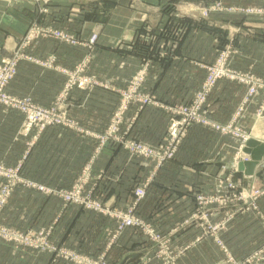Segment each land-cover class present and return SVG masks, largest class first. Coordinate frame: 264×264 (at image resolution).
<instances>
[{
    "label": "crops",
    "instance_id": "0c3cea01",
    "mask_svg": "<svg viewBox=\"0 0 264 264\" xmlns=\"http://www.w3.org/2000/svg\"><path fill=\"white\" fill-rule=\"evenodd\" d=\"M203 1L206 0H52V14L48 17L53 16L57 24L85 37L92 32L98 34L86 64V72L96 83L90 90L73 88L64 101L67 114L75 123L72 127L58 125L41 132H26L22 114L0 105V161L9 166L22 161L24 178L53 191L17 186L1 213V224L20 231L51 229L50 241L55 245L90 256L105 252L108 264H122L127 256L135 254L142 255L137 264H160L153 256L151 243L138 230L127 228L109 247L115 220L74 204L63 206L55 192L70 189L87 172L84 191L92 189L94 196L117 209H126L132 203L133 188L138 182H148L136 214L167 234L172 248L184 249L175 264H221L226 256L242 260L262 245L264 196L257 200L254 209L240 201L208 206L207 225L221 224L214 236L206 234L205 223L197 219L196 195L213 193L217 179L231 174L242 187L264 184V159L255 167L254 175L246 176L235 166L233 169L236 139L192 126L175 156L156 172L148 160L130 157L118 144L97 147L96 136L104 132L118 104L117 89L125 85L144 56L151 66L143 92L157 105L139 109L132 104L125 114L124 126L130 125L129 137L149 144L158 143L164 136L169 115L163 105L189 101L205 78L202 66L214 61L218 47L229 44L236 51L235 68L264 78L262 16L219 12L210 16L212 24L206 25L188 17L173 18L186 27L178 43L161 41L160 48L159 43L153 46L134 41L148 27L155 31L163 28L178 5ZM224 1L243 7L264 4V0ZM15 2L11 0V8L0 15V58L10 54L16 38L38 15L33 6ZM76 7L84 9L76 14L72 10ZM236 27L242 32L232 37ZM28 51L42 58L53 54L56 68L22 61L8 90L30 95L43 106L51 105L63 86L66 75L60 68L71 69L87 53L82 46L60 45L50 39L36 42ZM244 94L240 83L219 80L208 97L210 116L218 122L231 120ZM252 117L244 121L246 128L251 127L252 139L263 142L264 117L256 122ZM244 156L241 153L240 157ZM258 173L260 176H256ZM217 239L227 253L216 244ZM0 264L71 263L54 261L53 254L1 243Z\"/></svg>",
    "mask_w": 264,
    "mask_h": 264
},
{
    "label": "built area",
    "instance_id": "2783aa9c",
    "mask_svg": "<svg viewBox=\"0 0 264 264\" xmlns=\"http://www.w3.org/2000/svg\"><path fill=\"white\" fill-rule=\"evenodd\" d=\"M247 12L258 15V13L261 11L249 10ZM42 13H47V10L45 9V12ZM36 22L35 24H31L26 33L20 38L21 45L17 48L14 55L7 56L0 60V104L9 109L17 110L23 115L24 128L26 132H29L32 129H36L37 132H41L45 128L51 126L73 125V122L68 117L66 111L62 110L59 105H53L50 107L41 106L34 103L32 97L29 95L19 97L11 95L6 91L7 84L10 83L17 74L18 65L21 62V59L27 58L26 56L28 54L23 51V49L27 44L30 43L32 39L37 38L40 35H45L54 38L55 40L63 41L66 43H63L64 45L75 46L79 44L78 40L73 35L64 34L59 30L53 29L52 27L41 26L39 22ZM97 38L98 34L93 32L85 44L86 48L92 51L97 42ZM53 57L54 56L51 55L50 62L54 61L55 57ZM28 58L32 59L29 56ZM50 64L51 63H49L48 66H50ZM63 72L68 76V80L61 95L62 99L68 96L70 90L74 86L78 87L79 89H86L87 86H90L92 83L88 77L84 76L83 69L81 67L77 68L75 72H68L66 70ZM206 75V83L197 91L191 102L188 104L170 106L169 109L167 108L168 112L172 113L174 117L171 119L167 132L156 144H149L142 140L129 137L128 135L130 127H128L124 132H121V127L124 124L125 114L130 107V102H138L139 109L148 104L157 105L149 96L137 93L136 90H132L128 94H125L124 101L122 102L121 106L113 113L105 132L96 136L98 149L106 144H118L128 153L130 157L143 158L148 160L150 163L153 162V171L156 172V170H159L167 161L171 160L175 156L179 145L185 137L186 132L195 125L209 129L211 128V130H215L220 134L232 136L238 140L240 139L242 142L240 145L241 149V147L245 144L246 139L245 133L241 130L238 122L244 117L245 109L251 102V99L264 91V81L251 75L240 74L229 69L224 58H220L215 65L209 67ZM223 78L231 81H237L240 84L242 83L247 86L244 101L240 106H238L233 118L225 124L214 120L210 116L207 109L209 94L214 88L216 82ZM263 110L264 102L259 107V110L256 111L255 115L260 116ZM21 167L22 164L19 163L13 168H5V166L0 163V178L3 180L2 183H4L0 186V215L2 213L3 207L9 199L10 194L12 193L13 188L21 183L27 184L21 178ZM86 179V176L82 177L79 186H76L69 192H62L60 195L67 204H75L85 210L101 213L116 221L114 232L108 243L109 247L117 242L118 238L127 228H134L136 230H140L143 234L148 235L153 240H155L156 244L160 245V249L155 254L156 258H161L164 262L163 264H175V258L178 255H173L169 251L168 240L164 241V237L160 232L156 231L153 226L148 225L145 220L136 214L137 205L144 199L146 195L148 182H138L136 184L132 192L133 201L131 207L126 211H121L105 205L100 198L93 199V194L91 193L92 190H90V194L83 193V186L86 182ZM30 185H34V187L36 186L37 189L45 191V188L41 185ZM226 186L237 191L241 198L250 199L249 206L253 209L256 208L257 200L262 195H264V190L255 189L253 192L248 191L246 188H242L230 180L226 182ZM219 187H222V183L219 185ZM229 199V197L225 196L215 198L212 196L206 197L202 193L197 194L196 201L198 211L199 209L202 210L199 212L197 211V219L198 217L203 218L207 223V213L203 212V210H206L210 204L227 203L231 201ZM207 228L208 231L206 234L214 236L215 231L219 229V225L211 224L207 225ZM217 242L220 246L223 245L218 239ZM1 243L28 246L39 252H47L53 254L54 256L56 254L60 258L66 259L76 264H108L105 252L101 253L97 258H91L54 245L50 241V232L48 231H40L37 233L34 232V236L28 237L18 232L9 231L6 226L0 223V244ZM223 252L227 253L225 248H223ZM252 262L264 264V243L249 258L235 261L232 260L231 257H227L225 263L222 264H252Z\"/></svg>",
    "mask_w": 264,
    "mask_h": 264
},
{
    "label": "rangeland",
    "instance_id": "374dc122",
    "mask_svg": "<svg viewBox=\"0 0 264 264\" xmlns=\"http://www.w3.org/2000/svg\"><path fill=\"white\" fill-rule=\"evenodd\" d=\"M13 1V0H12ZM16 2L15 3H18V4H28V5H31V6H33V9L34 10H37V13H38V15L37 16H34L33 17V19H31L29 22H28V24L26 25V28H25V30H24V32L19 36V37H17L16 38V40H15V43H14V46H13V48H12V50L10 51V54L9 55H7V56H13L14 55V53L16 52V50H17V48L21 45V40H20V38L26 33V31H27V29L29 28V26L31 25V24H35V22L37 21V22H39L40 23V25L41 26H46V27H52L53 29H56V30H59V31H61V32H63L64 34H68V35H73L77 40H78V42H79V44H77V45H75V46H82V47H84V48H86V46H85V44H86V42H87V40L89 39V37L91 36V34L93 33H91L89 36H87V37H85V36H81V34H79V33H77V32H74V31H72V30H69V29H67V28H64V27H62V26H60L59 24H57L56 22V20L54 19V17L53 16H51V17H48L49 15H51L52 14V11H51V9H50V4H51V2H52V0H15ZM13 6H15V5H13ZM18 6V5H17ZM11 8V0H0V15H2V14H4L5 12H7L8 11V9H10ZM231 8V9H230ZM45 9L47 10V13H42V12H45ZM84 8H82L81 10H83ZM73 11H75V13L76 14H79V12H81V10H80V7H76L75 9L73 8L72 9ZM249 10H257V11H261L260 13H258V15L257 16H262V18H264V4H261V5H259V4H257V5H250V6H232V5H229L228 3H226L224 0H209V1H203V2H199V3H196L195 5H193V4H190V3H187V2H184V3H182V4H180V5H178L177 7H176V10H175V15H173V16H171V17H169L168 18V20H167V22L165 23V25L163 26V28H161V29H159V30H153L152 28H150V27H148L147 29H146V32H144V33H142V34H137V38H133L134 39V41H136V39H137V42H139L141 45H142V43H145V44H150V45H157L158 43H159V45H160V48H161V46H162V42H164V43H172L173 45L174 44H176V43H178L180 40H182V38L184 37V33H185V30H186V27H185V24H183L182 22L181 23H176V21L174 20L175 18H179V19H184V17H188V18H191V19H193V20H195L196 22H198L200 25H206V23L207 24H212L210 21L211 20H209V17L210 16H212V15H218L219 14V12H230V13H238V14H240V15H247V16H254V14H251V13H249V12H247V11H249ZM245 11V12H244ZM39 16V17H38ZM174 18V19H173ZM237 18H239V17H237ZM36 22V23H37ZM167 26V27H166ZM169 28V29H168ZM242 32V29L241 28H239V27H236L233 31H232V34H231V36L232 37H234V35L237 33V34H239V33H241ZM1 32H0V36H1ZM47 39H50V40H54L56 43H58V44H60V45H64V44H66V43H64L63 41H59V40H55L54 38H51V37H49V36H43V35H40L39 37H37V38H34V39H32L31 41H30V43L29 44H27L25 47H24V49H23V51H25L28 55L26 56L27 58H23V59H21V62L22 61H28V62H31V63H34V64H38V65H40V66H42L43 68H56V66H54V61H55V59H54V61L53 62H50L51 61V55L52 56H54L53 54H51V55H46V56H44L43 58L41 57V56H37V55H34V54H30L29 53V51H28V49L33 45V44H35L36 42H38V41H40V40H47ZM98 39V38H97ZM162 41V42H161ZM161 42V43H160ZM64 43V44H63ZM97 43V42H96ZM173 45H171V46H173ZM153 46H152V48H153ZM86 50H87V53H85V55L82 57V59L81 60H79L71 69H66V71H68V72H75L76 71V69L77 68H82L83 69V74H84V76H86V77H88L90 80H91V85L90 86H87V88L86 89H79L78 87H76V86H74L73 88H76V89H79V90H90L94 85H95V81L93 80V78H92V76L91 75H89L87 72H86V64L89 62V60H90V58H91V55H92V51H93V49H92V51L91 50H89L88 48H86ZM164 50V49H163ZM165 51V50H164ZM235 54H236V51H235V49H233L229 44H226V45H224L223 47H218L217 48V50H216V56H215V59H214V61L212 62V63H208V64H205V65H203L202 67L205 69V71H206V74H207V71H208V68L209 67H211V66H213V65H215L216 63H217V61L220 59V58H224L225 60H226V63L228 64V68L229 69H231V70H233V71H235V72H238V73H240V74H244V75H251V76H253V77H255V78H259V79H261V80H263L264 81V78H262V77H260V76H257V75H255L253 72H251V71H249V70H242V69H238V68H235L234 66H233V59H234V57H235ZM7 56H2L1 58H0V60L2 59V58H5V57H7ZM28 56L29 57H31L32 59H29L28 58ZM55 57V56H54ZM53 57V58H54ZM146 56H144L143 58H142V61L140 62V64L137 66V68L135 69V71H134V73L131 75V77L127 80V82L125 83V85L124 86H122L120 89H117V91H118V94H119V101H118V104H117V106L114 108V110H113V112H112V114H111V116H110V119L112 118V115H113V113L115 112V110L117 109V108H119L120 106H121V104H122V102L124 101V96H125V94H128L129 92H131L132 90H136L137 91V93H140V94H142V95H147V96H149L147 93H144L143 92V86H144V83H145V80H146V76H147V73L149 72V70H150V61H148V59H146L145 58ZM49 63H51L50 64V66H48V64ZM45 64V65H44ZM60 70H61V72H63L64 71V69L63 68H60ZM64 73V72H63ZM65 74V73H64ZM66 75V74H65ZM206 76L207 75H205V78H206ZM205 78H204V80L203 81H201L200 82V84H199V87L197 88V89H195V91L193 92V94H192V96H191V98L189 99V101L188 102H186V103H181V104H188L189 102H191L192 101V99H193V97L196 95V93H197V91L201 88V86H203L205 83H206V81H205ZM224 79V78H223ZM226 79V78H225ZM67 80H68V76L66 75V79H65V81H64V83H63V86H62V88H61V90H60V92H59V94L57 95V97L55 98V100L52 102V104L51 105H49V106H45V107H50V106H53V105H59L60 107H61V109L62 110H65L66 111V113H67V110L65 109V103H64V101L66 100V97H68V96H66L64 99H62V92H63V89H64V87H65V84L67 83ZM219 80H221V79H219ZM218 80V81H219ZM218 81L216 82V84L218 83ZM237 82V81H236ZM11 83V82H10ZM10 83H8L7 84V86H6V91H7V93H9V94H11V95H14V96H19V97H22V96H27V95H17V94H13V93H11V92H9V90H8V87H9V84ZM239 83V82H238ZM215 84V85H216ZM241 85L245 88V93H246V90H247V86L246 85H244V84H242L241 83ZM215 87V86H214ZM72 88V89H73ZM71 89V90H72ZM70 90V91H71ZM70 93V92H69ZM69 95V94H68ZM245 95L246 94H244L243 95V97L241 98V100H240V102L238 103V105H237V108H238V106H240L241 104H242V102L244 101V98H245ZM30 96V95H29ZM259 96V97H258ZM31 97V96H30ZM150 97V96H149ZM33 102H34V100H33ZM263 102H264V91H262L261 93H259L256 97H254V98H252L251 99V102L248 104V106L246 107V109H245V115H244V117L243 118H241L240 120H239V122H238V124H239V126L241 127V130L245 133V139H246V141L248 140V139H251V130H250V128H246V123H244V121L245 120H247V119H249L250 117H252V115L254 116V120H255V122L256 121H258V120H261L260 118H262V117H264V110L262 111V114L260 115V116H256L255 114H256V111H258L259 110V107L263 104ZM34 103H36V102H34ZM131 103L134 105V104H136L138 107H139V103L138 102H134V101H132V102H130L129 104H130V106H131ZM37 104V103H36ZM1 105V104H0ZM38 105H40V104H38ZM155 105V104H154ZM177 105H180V104H177ZM1 106H4V105H1ZM41 106H43V105H41ZM174 106V105H173ZM5 107V106H4ZM163 107H165V109H166V112H168V110H167V108L169 109L170 108V106H165V105H163ZM7 108V107H6ZM252 108V109H251ZM237 110V109H236ZM236 112V111H235ZM235 112H234V114H233V116L235 115ZM168 115H169V118H168V123H167V127H166V130H165V133L167 132V130H168V127L170 126V122H171V119H173V117H174V115L172 114V113H169L168 112ZM23 116V115H22ZM69 117V116H68ZM233 118V117H232ZM231 118V119H232ZM253 118V117H252ZM110 119H109V122H110ZM71 120V119H70ZM72 121V120H71ZM230 121V120H229ZM229 121H227V122H221L222 124H225V123H228ZM73 122V121H72ZM109 122H108V124H109ZM73 125H75V123L73 122ZM72 125V126H73ZM62 126V125H61ZM72 126H66V127H72ZM22 127L24 128V120H23V122H22ZM107 127H108V125H107ZM106 127V128H107ZM128 127H130V125L129 124H126V126H124V124L122 125V127H121V129H122V131L121 132H124ZM25 129V128H24ZM46 129V128H45ZM44 129V130H45ZM211 129V128H210ZM36 130V129H35ZM106 130V129H105ZM105 130H104V132H105ZM215 131V130H214ZM103 132V133H104ZM188 132V131H187ZM187 132H186V134H187ZM215 132H217V131H215ZM103 133H101V134H103ZM165 133H164V135H165ZM218 134H220L219 132H217ZM186 134H185V136H186ZM221 136H225V137H230V138H233V139H236L237 141H238V143H237V145H236V147H235V152H234V154H233V156H232V167H233V169L235 168V167H237V171H238V163L239 162H242V161H245V160H247L249 157L243 152V149H244V146H245V144L241 147V149H240V145L242 144V142H241V140L239 139H237V138H234V137H232V136H228V135H223V134H220ZM163 138V137H162ZM145 142V141H144ZM263 143H264V141H263ZM241 153H243L245 156L244 157H240V155H241ZM0 163H2L1 161H0ZM19 163H21L22 164V161L21 162H19ZM18 163V164H19ZM4 166H5V168H10V167H15V166H17L18 164H16L15 166H9V165H6V164H4V163H2ZM151 165H152V170H154V163L153 162H151ZM235 166V167H234ZM21 169H22V167H21ZM157 171V170H156ZM87 173V172H86ZM86 173H84V174H82V176H80V177H78L77 178V180L74 182V184L71 186V188L70 189H68V190H62V191H59V192H57V193H55V195H57L58 197H60L62 200H63V198H62V196L60 195V193H62V192H69V191H71V190H73L76 186H79L80 185V180L82 179V177H84V176H86ZM21 175V178L24 180V182H26L27 184H25V183H21V184H18V185H16L14 188H13V190H12V193H13V191H14V189L17 187V186H19V185H24V186H27V187H34V185H30V184H37V185H41V186H43L44 188H45V191H42V192H46V193H53V191L52 190H50V189H48L47 187H45L44 185H42V184H38V183H35V182H33V181H30V180H27L26 178H24L23 176H22V174H20ZM87 178H88V176H86ZM228 180H230L231 182H233V183H235V184H237V185H239L235 180H233V178H232V176H231V174H228V175H225L224 177H221L220 179H217V182H216V190H214V192L213 193H208V192H201L202 194H204L206 197H215V198H219V197H221V196H225V197H229L230 199L229 200H231V201H236V202H243L244 204H246V206L248 205L249 206V201H250V199H248V198H241L240 197V195L237 193V191H235V190H233V189H231L230 187L228 188L227 186H226V182L228 181ZM86 181H87V179H86ZM3 182V180L0 178V186L1 185H3L4 183H2ZM2 183V184H1ZM6 183H8V182H6ZM86 183V182H85ZM222 183V187H219V185ZM136 186V185H135ZM239 186H241V185H239ZM36 187V186H35ZM85 184H84V186H83V191L85 190ZM242 187V186H241ZM37 188V187H36ZM242 188H246L248 191H254L255 189L256 190H264V184H262V185H260V186H251V187H249V186H247V187H242ZM238 189H239V187H238ZM39 190V189H38ZM92 190V189H91ZM41 191V190H40ZM12 193L10 194V196H9V199H10V197L12 196ZM83 193H85V194H90V190L89 191H84ZM92 194H93V192H91ZM197 196V195H196ZM234 198H233V197ZM262 196H264V195H262ZM261 196V197H262ZM260 197V198H261ZM93 199H98L99 197H97V196H94L93 195V197H92ZM259 198V199H260ZM8 199V200H9ZM233 199V200H232ZM245 199H247V200H245ZM258 199V200H259ZM8 200H7V202H8ZM102 200V199H101ZM243 200V201H242ZM245 200V201H244ZM133 201V200H132ZM7 202H6V204H7ZM63 202H64V200H63ZM230 202V201H229ZM5 204V205H6ZM104 204L105 205H107V206H110V205H108L106 202H104ZM216 203H214V204H210L209 206H212V205H215ZM221 204H223V203H221ZM65 205H67V203H65L64 202V205L63 206H65ZM75 205V204H74ZM131 205H132V203H130L127 207H126V209H118V210H121V211H126V210H128L130 207H131ZM5 207V206H4ZM4 207H3V209H4ZM111 208H114V207H112V206H110ZM3 209H2V211H3ZM114 209H117V208H114ZM206 210H207V208H206ZM206 210H203V212H205L206 213ZM199 211H202V210H200L199 209ZM1 216V215H0ZM143 219V218H142ZM198 219L199 220H201V221H203L204 223H205V228H206V233H207V231H208V228H207V223L205 222V220L203 219V218H199L198 217ZM144 220V219H143ZM1 223V222H0ZM146 223H148V225H150V226H153L152 224H150L149 222H147L146 221ZM217 225H219V228H220V226H221V224L219 223V222H217L216 223ZM3 225V224H2ZM116 225V224H115ZM5 226V225H4ZM7 227V229L9 230V231H12V232H18V233H20V234H24V235H26V236H28V237H32V236H34V232L35 233H37V232H40V231H43V232H46V231H48V232H51V229H47V230H39V231H33V230H30V229H28V230H22V231H20V230H16V229H14V228H10V227H8V226H6ZM154 227V226H153ZM155 228V227H154ZM115 229V228H114ZM156 229V228H155ZM136 230V229H135ZM219 229H217L216 231H215V233L218 231ZM156 231H158L159 232V230H157L156 229ZM113 232H114V230H113ZM113 232H112V234H113ZM125 232V231H124ZM123 232V233H124ZM138 232H140L142 235H144L145 237H146V239L151 243V246H152V248H153V251H154V253H153V256H154V258H156L155 257V254L158 252V250L160 249V245L159 244H156V242H155V240H153L151 237H149L148 235H145V234H143L140 230H138ZM161 233V232H160ZM33 234V235H32ZM162 234V236L164 237V241H167L168 240V248H169V251L173 254V255H178V256H180V254L184 251V249H179V250H175L174 248H172V245H171V243H170V239H169V236L167 235V234H164V233H161ZM112 236V235H111ZM120 238V237H119ZM118 238V239H119ZM118 241V240H117ZM221 241V240H220ZM13 243H15V242H13ZM264 243V242H263ZM262 243V244H263ZM9 244V243H8ZM54 244V243H53ZM216 244L218 245V246H220L219 244H218V242L216 241ZM223 244V243H222ZM15 245V244H14ZM13 245V246H14ZM55 245V244H54ZM57 246V245H56ZM15 247H21V248H28V249H32L31 247H28V246H24V245H18V244H16L15 245ZM59 247H62V246H59ZM260 247V246H259ZM258 247V248H259ZM62 248H66V247H62ZM220 248L222 249V251H223V248H225V246L224 245H221L220 246ZM258 248H256V249H254L250 254H248L245 258H243V259H246V258H249ZM66 249H68V250H70V251H72V252H74V253H77V254H80V255H82V256H87V257H91V258H97L99 255H96V256H90V255H87V254H83V253H79V252H76V251H74V250H72V249H69V248H66ZM34 250V249H33ZM37 251V250H36ZM45 253H47V252H45ZM50 254V253H49ZM177 256V257H178ZM177 257L175 258V263H176V259H177ZM227 257H229V256H226V257H224L221 261V264L222 263H225V260L227 259ZM63 260V261H65V262H68V263H71V264H76V263H74V262H71V261H68V260H66V259H63V258H60V257H58L56 254H55V256H54V261H56V260ZM156 259H158L159 261H160V264H163L164 262H163V260L160 258H156ZM242 259V260H243ZM148 260V259H147ZM232 260H235V261H240L241 259H239V260H236L235 258H232ZM252 264H260V263H256V262H252Z\"/></svg>",
    "mask_w": 264,
    "mask_h": 264
},
{
    "label": "water",
    "instance_id": "95a60500",
    "mask_svg": "<svg viewBox=\"0 0 264 264\" xmlns=\"http://www.w3.org/2000/svg\"><path fill=\"white\" fill-rule=\"evenodd\" d=\"M243 152L249 158L238 163V171L243 172L246 176L254 175L255 167L264 159V143L252 138L248 139ZM256 176H260V174L258 173ZM141 256V254L127 256L122 264H130V261H133L132 264H137Z\"/></svg>",
    "mask_w": 264,
    "mask_h": 264
},
{
    "label": "bare ground",
    "instance_id": "6f19581e",
    "mask_svg": "<svg viewBox=\"0 0 264 264\" xmlns=\"http://www.w3.org/2000/svg\"><path fill=\"white\" fill-rule=\"evenodd\" d=\"M254 137V136H253Z\"/></svg>",
    "mask_w": 264,
    "mask_h": 264
}]
</instances>
